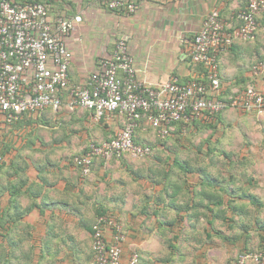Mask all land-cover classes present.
I'll use <instances>...</instances> for the list:
<instances>
[{
	"label": "clouds",
	"instance_id": "obj_1",
	"mask_svg": "<svg viewBox=\"0 0 264 264\" xmlns=\"http://www.w3.org/2000/svg\"><path fill=\"white\" fill-rule=\"evenodd\" d=\"M164 2L0 0V264H264V0L130 52Z\"/></svg>",
	"mask_w": 264,
	"mask_h": 264
},
{
	"label": "crops",
	"instance_id": "obj_2",
	"mask_svg": "<svg viewBox=\"0 0 264 264\" xmlns=\"http://www.w3.org/2000/svg\"><path fill=\"white\" fill-rule=\"evenodd\" d=\"M148 2L151 3L153 0H148ZM206 3H208V0H166L161 7L154 10V15L145 13L141 19L132 25V31L128 37L130 52L147 44L164 46L169 51L178 42L192 45L195 36L201 29L203 21L200 17L205 15L204 5ZM127 22L131 24V21ZM180 50L186 51V48ZM107 55L110 56L112 53L109 52ZM36 166L39 168L38 162ZM48 166L54 167L51 161H49ZM123 202L121 201L119 205L123 206ZM42 207L51 208L54 205L42 203ZM181 212L185 211L182 210ZM187 220L189 227H196L195 223L189 221L188 218Z\"/></svg>",
	"mask_w": 264,
	"mask_h": 264
},
{
	"label": "trees",
	"instance_id": "obj_3",
	"mask_svg": "<svg viewBox=\"0 0 264 264\" xmlns=\"http://www.w3.org/2000/svg\"><path fill=\"white\" fill-rule=\"evenodd\" d=\"M42 143V142H41ZM189 171H192V169H188ZM201 172L203 171L202 169L200 170ZM142 179H148L149 180V182L150 183H157V181L155 180V178L154 177H147V178H145V177H141ZM207 179H208V181L209 182H211V183H213V184H220L221 183V181H219L218 179H216V178H214V177H212V176H208L207 177ZM167 199H168V201H169V203H168V207H171V208H173V209H175V210H178L179 209V211H186V209H184V208H181L180 206H178V205H176L175 203H174V200H175V195H174V193H172V192H169V193H167ZM157 202L158 203H164V201H163V199H161V198H157ZM199 206V205H198ZM234 212H236L237 214H240V210L239 209H234L233 210ZM19 215V214H18ZM214 215V218L215 219H220L221 217L220 216H218V215H216V214H213ZM187 218L189 219V221H191V222H193V221H198V217L197 216H194V215H188L187 216ZM162 223L163 224H165V225H168V226H173L172 224H171V222H169V221H167L166 219H164V218H162ZM258 226L262 229V230H264V222H258ZM214 231H215V229H214Z\"/></svg>",
	"mask_w": 264,
	"mask_h": 264
},
{
	"label": "rangeland",
	"instance_id": "obj_4",
	"mask_svg": "<svg viewBox=\"0 0 264 264\" xmlns=\"http://www.w3.org/2000/svg\"><path fill=\"white\" fill-rule=\"evenodd\" d=\"M129 50H130V49H129ZM42 119H45V122H46V118L42 117ZM41 142H42V144H43V141H41ZM168 150H169V151H174L173 148H169ZM121 201H124V202H123L124 205L127 204V201H125V200H120V199L117 198V197H113V198H112V202H113V203H116V204H118V205H119V203H120Z\"/></svg>",
	"mask_w": 264,
	"mask_h": 264
},
{
	"label": "built area",
	"instance_id": "obj_5",
	"mask_svg": "<svg viewBox=\"0 0 264 264\" xmlns=\"http://www.w3.org/2000/svg\"><path fill=\"white\" fill-rule=\"evenodd\" d=\"M129 15H133V14H129ZM206 22H207V21H203V23H206ZM203 23H202V26H201V29H200L199 33H200L201 31H203ZM199 33L195 36V39H194L192 45H196V44H197V39H196V37L199 35ZM127 43H128V41H127ZM129 51H130V50H129ZM108 57L110 58L111 55L108 56Z\"/></svg>",
	"mask_w": 264,
	"mask_h": 264
}]
</instances>
